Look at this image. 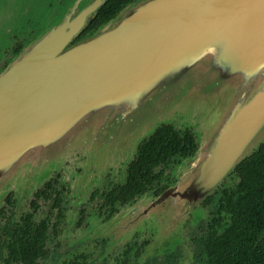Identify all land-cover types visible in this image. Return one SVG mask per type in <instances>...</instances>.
Returning <instances> with one entry per match:
<instances>
[{
	"label": "water",
	"instance_id": "water-1",
	"mask_svg": "<svg viewBox=\"0 0 264 264\" xmlns=\"http://www.w3.org/2000/svg\"><path fill=\"white\" fill-rule=\"evenodd\" d=\"M106 1L0 0V43L35 28L0 71V204L178 122L197 149L159 203L180 227L264 143V0H133L79 38Z\"/></svg>",
	"mask_w": 264,
	"mask_h": 264
},
{
	"label": "flooded vegetation",
	"instance_id": "flooded-vegetation-1",
	"mask_svg": "<svg viewBox=\"0 0 264 264\" xmlns=\"http://www.w3.org/2000/svg\"><path fill=\"white\" fill-rule=\"evenodd\" d=\"M27 26L0 43V71L32 39L35 28L30 21ZM154 134L140 142L128 162L91 164L78 153L31 194L10 190L0 205V264H208L204 241L230 224L228 177L188 213L183 229L194 226L198 235L186 238L190 229L181 240L168 239L167 211L159 201L179 184V166L197 146L183 157L182 133H168L175 143L169 150L165 134ZM167 223L171 226V219ZM184 238L195 246L185 261Z\"/></svg>",
	"mask_w": 264,
	"mask_h": 264
},
{
	"label": "trees",
	"instance_id": "trees-1",
	"mask_svg": "<svg viewBox=\"0 0 264 264\" xmlns=\"http://www.w3.org/2000/svg\"><path fill=\"white\" fill-rule=\"evenodd\" d=\"M132 1L107 0L80 34L81 38ZM161 133L165 134L166 150L175 144L169 141L168 133H175V137L176 133H182L180 153L183 157L191 156L197 146L190 129L182 131L173 125L163 124L154 130L153 137L157 138ZM225 190L229 198L227 202L232 207L230 224L221 232H215L211 239H203L207 255L205 261L208 264H264V143L231 172Z\"/></svg>",
	"mask_w": 264,
	"mask_h": 264
},
{
	"label": "rangeland",
	"instance_id": "rangeland-1",
	"mask_svg": "<svg viewBox=\"0 0 264 264\" xmlns=\"http://www.w3.org/2000/svg\"><path fill=\"white\" fill-rule=\"evenodd\" d=\"M28 21H30V20H28ZM27 21V22H28ZM31 22V21H30ZM32 23V22H31ZM24 27V26H23ZM173 126H175L176 128H178V129H181V127H182V125H179V123L178 122H175V123H173ZM75 157L76 155H71L67 160H69L71 157ZM66 160V161H67ZM125 160V158H124V156H118V157H116L115 159H113V160H111L110 162H121V161H124ZM12 189H14L15 190V188H13L12 187ZM11 189V190H12ZM1 204H2V202H1ZM0 204V205H1ZM171 219V218H170ZM170 219H168V218H164L163 219V226L165 227L164 228V232L167 234L166 236L168 237V239L169 238H174V239H177V240H181L182 239V237L187 233V231H189L190 229H194L192 232L191 231H189L185 236H186V238H187V236H188V238H190V237H195V236H197L198 235V229H195V227L193 226L192 228H188V229H186L185 228V225H184V229H183V224L180 226V227H177V226H175V225H171V226H169L170 224H168L167 223V220H170ZM173 241V240H172ZM181 246V251H182V253H183V255H184V257H185V259H184V261L185 260H187L188 258H189V256L193 253V250H194V248H195V246H194V242L192 241V240H190V239H185L184 238V242H183V245L181 244L180 245ZM167 249H168V247H167ZM183 255H182V257H183Z\"/></svg>",
	"mask_w": 264,
	"mask_h": 264
}]
</instances>
